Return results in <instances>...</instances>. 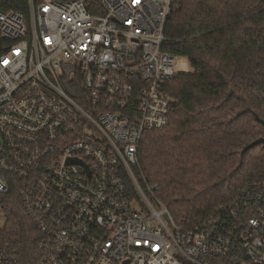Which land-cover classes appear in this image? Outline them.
<instances>
[{
    "label": "built area",
    "instance_id": "2783aa9c",
    "mask_svg": "<svg viewBox=\"0 0 264 264\" xmlns=\"http://www.w3.org/2000/svg\"><path fill=\"white\" fill-rule=\"evenodd\" d=\"M88 1L0 10V194L17 186L36 264H264V181L184 229L134 175L169 120L171 0Z\"/></svg>",
    "mask_w": 264,
    "mask_h": 264
},
{
    "label": "trees",
    "instance_id": "16d2710c",
    "mask_svg": "<svg viewBox=\"0 0 264 264\" xmlns=\"http://www.w3.org/2000/svg\"><path fill=\"white\" fill-rule=\"evenodd\" d=\"M0 10L26 13L27 0H0ZM164 35L163 49L191 69L167 82L168 123L143 133L134 175L192 229L264 181V144L243 151L264 138V0H171ZM16 187L0 194V245L36 264L42 235Z\"/></svg>",
    "mask_w": 264,
    "mask_h": 264
},
{
    "label": "rangeland",
    "instance_id": "374dc122",
    "mask_svg": "<svg viewBox=\"0 0 264 264\" xmlns=\"http://www.w3.org/2000/svg\"><path fill=\"white\" fill-rule=\"evenodd\" d=\"M190 65L185 57L177 56V59L175 60L174 70L176 73L178 72H186L189 71ZM4 214L0 209V227L4 224Z\"/></svg>",
    "mask_w": 264,
    "mask_h": 264
},
{
    "label": "water",
    "instance_id": "95a60500",
    "mask_svg": "<svg viewBox=\"0 0 264 264\" xmlns=\"http://www.w3.org/2000/svg\"><path fill=\"white\" fill-rule=\"evenodd\" d=\"M263 125H264V121L262 120H259ZM257 144H264V138H259L253 142H251L249 145H247L243 151H245L246 149H249L251 147H253L254 145H257ZM166 218V217H165Z\"/></svg>",
    "mask_w": 264,
    "mask_h": 264
}]
</instances>
